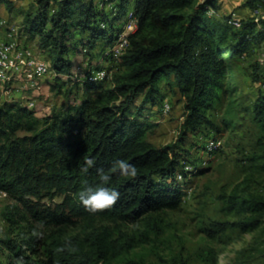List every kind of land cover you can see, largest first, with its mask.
Returning a JSON list of instances; mask_svg holds the SVG:
<instances>
[{"label": "trees", "instance_id": "1", "mask_svg": "<svg viewBox=\"0 0 264 264\" xmlns=\"http://www.w3.org/2000/svg\"><path fill=\"white\" fill-rule=\"evenodd\" d=\"M109 1L113 9L99 7L95 0H35L18 26L26 44L35 41L41 54H47L58 75L57 93L67 97V104L38 117L34 109L0 95V191L8 197L0 214L12 234L0 236V252H8L7 264L18 259L23 264H114L146 242L150 223L137 237L120 225L179 207L190 178L203 170L179 148L190 135L207 136L204 126L218 130L208 110L236 91L229 75L235 74L240 57L254 50L258 54L264 41V18L259 23L253 16L241 19L240 28H234L230 15L208 14L214 0ZM260 3L245 0L251 9ZM1 5L10 9L12 1L0 0ZM130 7L137 28L128 36L112 77L92 81L91 72L104 65L89 62L72 79L69 53L90 56L102 47L100 53L108 60L105 52ZM254 69L263 84L259 60ZM162 80L171 91L177 87L183 114L176 139L159 146L148 139L155 123L145 110L161 100ZM251 110L259 126L251 171L219 195L221 211L235 218L213 221L216 230H207L210 236L228 228L244 233L262 227L264 232V91L257 92ZM221 123L232 119L223 117ZM118 156L137 166V176L111 172L108 183L118 188L120 198L110 207L88 211L77 196L82 180L98 182L97 169L108 171ZM89 157L93 164L85 169ZM184 161L194 166L189 176ZM179 171L183 181L177 179ZM126 263L140 264L131 258Z\"/></svg>", "mask_w": 264, "mask_h": 264}, {"label": "rangeland", "instance_id": "2", "mask_svg": "<svg viewBox=\"0 0 264 264\" xmlns=\"http://www.w3.org/2000/svg\"><path fill=\"white\" fill-rule=\"evenodd\" d=\"M11 1L10 9L5 5L0 9V44L9 38L12 30L18 32L24 13L36 6L35 0ZM21 40L24 42V39ZM34 42L31 41L28 45L39 51ZM44 55L47 57V54ZM260 57L264 68L262 49L258 54L254 50L249 56L239 58L235 74L229 75L236 91L232 95H223L208 110L209 119L218 126V130L209 125L204 126L203 134L207 137L221 138L223 142L221 149L206 155L202 152L200 142L198 143V135L189 136L184 148H179L178 151L186 153L190 159L198 162L204 159L206 164L202 166V172L190 178L188 187L191 190L184 189L179 207L165 209L154 214L149 220L141 219L120 225L121 230L137 237L150 223V235L146 242L138 243L118 257L114 264H127L128 258L140 264H264L262 227L244 233L229 228L222 232L216 231L211 236L207 233V230H216L213 221L235 218L221 211L219 195L229 192L244 174L251 171L250 156L258 147L256 139L259 135V126L253 119L251 107L257 92L264 91L262 86L264 83L257 82L255 77L257 70L254 69L255 60ZM79 58L78 62L81 63ZM98 58L100 56L94 58V61ZM105 62L107 63V60ZM79 65L82 67L81 64ZM78 70V67L74 70L75 79L80 74ZM57 76L55 70H52L40 79L38 90L25 89L27 86L23 82L15 83L12 85L15 87H8L7 92L5 89L2 90L1 98L17 100L26 105L28 102L26 96L31 93L29 97L34 100V110L38 116L41 115L40 109L49 114L53 109L63 108L62 106L67 104V97L57 93L55 86ZM68 84L71 85L73 82ZM162 86L166 88L165 83ZM169 93H171L169 99L172 101L169 102L170 113L162 121L165 125L155 124L147 134L148 139L159 146L169 144L176 139L183 114L180 92L177 90ZM223 117L231 118L232 123L222 124ZM7 203L8 197L0 191V212ZM155 225L158 227L157 231ZM79 229L78 226L71 231L77 232ZM6 234L12 235L9 233L7 222L0 214V236ZM7 255L6 250L0 252V264H7Z\"/></svg>", "mask_w": 264, "mask_h": 264}, {"label": "built area", "instance_id": "3", "mask_svg": "<svg viewBox=\"0 0 264 264\" xmlns=\"http://www.w3.org/2000/svg\"><path fill=\"white\" fill-rule=\"evenodd\" d=\"M99 7L106 9H113V3L109 0H96ZM261 4H257L253 9V17L255 22L259 23L264 18V10L261 8ZM214 10L208 9V14L212 15ZM228 23L234 28H240L242 22L241 18L236 14H230ZM137 28V17L134 13L133 7H130L124 20L122 22L121 31L118 33L116 39L111 46L106 50L105 55L108 60L104 67L93 70L89 79L92 81L107 80L112 77L114 66L118 63L120 57L125 52L129 45L128 36L134 32ZM263 63L262 58L258 59ZM52 71L51 64L40 51H35L25 42H22L18 32L14 29L9 33V38L0 44V93L3 89L7 92L8 87L15 83L23 82L27 88L25 89H39L40 79L45 77ZM75 79L74 76H71ZM25 86V87H26ZM264 86V84H263ZM10 90V89H9ZM26 105L29 108L35 109L34 100L28 99ZM160 114L162 119L167 117L170 113L171 106L168 101H162L160 104ZM202 152L206 155H210L217 150L221 149L223 142L219 137H207L198 135V143ZM197 163L201 166L206 164L205 160H199ZM183 171L188 174L194 170V166L189 162H183ZM177 179L183 181L185 175L182 171L177 173ZM190 191V187H186Z\"/></svg>", "mask_w": 264, "mask_h": 264}, {"label": "clouds", "instance_id": "4", "mask_svg": "<svg viewBox=\"0 0 264 264\" xmlns=\"http://www.w3.org/2000/svg\"><path fill=\"white\" fill-rule=\"evenodd\" d=\"M93 164L91 157L87 158L85 169ZM111 172H117L119 175L127 178H135L138 174L137 166L124 157H116L112 160L110 169L105 171L98 168V182H90L87 178L81 182L77 196L79 201L90 212L104 209L113 205L121 196L120 191L116 187L110 186L108 183L111 179ZM17 264H23L22 259H18ZM59 264V261L56 262Z\"/></svg>", "mask_w": 264, "mask_h": 264}, {"label": "crops", "instance_id": "5", "mask_svg": "<svg viewBox=\"0 0 264 264\" xmlns=\"http://www.w3.org/2000/svg\"><path fill=\"white\" fill-rule=\"evenodd\" d=\"M214 4H215V6H213V8H212L214 10V12L212 13V15L215 17L229 16L233 12L236 13L241 19H245V18L253 16L252 9H251V7L245 5V0H214ZM260 4L262 6L261 8L263 9L264 0H262V3H260ZM2 6H4V5H1L0 9ZM122 22H123V19L119 23L120 26L122 25ZM261 44H262L261 49L264 50V41ZM101 50H102V47H100V49L96 48L95 50H93L91 52L90 56H88L84 53L71 51L69 53V57L72 61V68H71L72 73H74L75 68L78 67V69H79L78 71L80 73L78 76H81V71L86 66L89 65L88 64L89 62L91 64L105 65L106 62H105V59L103 58V55L100 53ZM98 56H100V58H98L97 60L94 61V58H96ZM78 57H80L79 60L81 63L78 62ZM79 64H81L82 67H80ZM64 78L66 79V77H64ZM164 83L166 84V82L164 80H162V83H161L162 98H161V100L154 105H148L147 109L145 110V114L148 117V120L152 121L155 124H158L156 126H160L161 124H164V122H162L163 119L161 117L160 109H159L161 102L162 101H168V102L172 101L169 99V96L171 95V93H169V92H171V90L167 84H166V88H164L162 86ZM173 89H174V91H177V89L175 87ZM14 92H18V91H14ZM30 94L26 96L27 99H29L31 97ZM50 107L51 106H49V109H50ZM40 114H39L40 116H38V113H36V116L42 117V116L46 115L47 113L42 112V110L40 109ZM159 123H161V124H159ZM150 141L153 142L152 140H150Z\"/></svg>", "mask_w": 264, "mask_h": 264}]
</instances>
